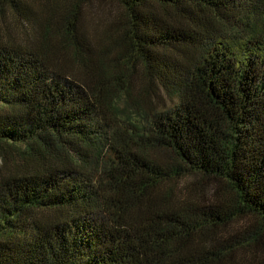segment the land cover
Returning <instances> with one entry per match:
<instances>
[{
  "label": "trees",
  "instance_id": "obj_1",
  "mask_svg": "<svg viewBox=\"0 0 264 264\" xmlns=\"http://www.w3.org/2000/svg\"><path fill=\"white\" fill-rule=\"evenodd\" d=\"M112 1L0 0V264H264V0Z\"/></svg>",
  "mask_w": 264,
  "mask_h": 264
},
{
  "label": "rangeland",
  "instance_id": "obj_2",
  "mask_svg": "<svg viewBox=\"0 0 264 264\" xmlns=\"http://www.w3.org/2000/svg\"><path fill=\"white\" fill-rule=\"evenodd\" d=\"M28 2H31V0H27ZM81 6L84 9L83 11V18H84V23L87 28H89L91 31L98 27L104 17H107L110 19L111 17L114 18H120L121 17V10L118 9L115 5V3L112 0H80ZM34 7V6H33ZM35 8V7H34ZM104 22H107V20H103ZM98 30V28H96ZM95 29V32H96ZM136 66V65H135ZM134 66V67H135ZM136 75L131 76V77H126V80L128 78L129 82H133L134 84V90L136 89V86L139 88L143 85H145V81L139 79L140 75V67L136 68ZM136 83V84H135ZM138 96L136 97L135 101L137 102V109L139 112H147V108H157L162 109V105L166 106V100L163 94L160 92H157V99H150L151 102L148 103L144 98H141L140 94H137ZM123 99L121 98L117 103H116V108L121 109L124 107V102H122ZM149 105H148V104ZM156 110V109H155ZM126 111H132L131 109H127ZM212 193V188L211 186H208L207 188V195H211Z\"/></svg>",
  "mask_w": 264,
  "mask_h": 264
}]
</instances>
